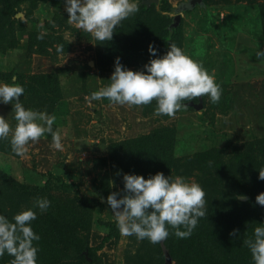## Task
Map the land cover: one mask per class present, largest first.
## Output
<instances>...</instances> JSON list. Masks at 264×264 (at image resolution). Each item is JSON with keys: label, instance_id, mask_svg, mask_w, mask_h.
<instances>
[{"label": "rangeland", "instance_id": "obj_1", "mask_svg": "<svg viewBox=\"0 0 264 264\" xmlns=\"http://www.w3.org/2000/svg\"><path fill=\"white\" fill-rule=\"evenodd\" d=\"M146 1L16 0L0 19L3 263L166 264L160 233L125 206L129 183L166 227L170 264L189 263L187 239L213 246L214 229L189 234L208 224L192 205L228 192L264 206V0H204L168 40L186 0ZM199 94L203 108L183 105ZM111 150L135 167L119 173ZM55 219L78 246L53 242Z\"/></svg>", "mask_w": 264, "mask_h": 264}, {"label": "trees", "instance_id": "obj_2", "mask_svg": "<svg viewBox=\"0 0 264 264\" xmlns=\"http://www.w3.org/2000/svg\"><path fill=\"white\" fill-rule=\"evenodd\" d=\"M16 3H17L16 0H0V19H8L11 16V14L14 13L13 6ZM178 25L174 27L163 26L162 30L166 32L163 35L164 39L166 37L168 40L169 35L173 34L175 28L178 27ZM187 107L195 109L193 106H187ZM136 142L138 141L136 140ZM262 145L264 146V144ZM137 146H139V142ZM137 146H134V148H136ZM111 154H112L111 158L112 160H114L113 162H114L115 168L118 171L120 170L119 173H128V171H130L131 168L135 167V163L137 162L136 156H134L133 158L134 161H132V165L129 166L128 161H125V160L120 161V157L118 158L117 151L111 150ZM166 183L167 182L163 184H166ZM130 185L131 183H129V186ZM129 186H127L128 189L125 190L123 193V195L126 197L125 206L133 209L136 212V214L140 216L141 219L147 221L148 223H150L151 225L155 227V230H157L160 233V239L163 240L161 241V249H163V246H164L165 248H168L169 250L168 252L170 253V249H169L170 235L168 231L166 230V227L161 226V224L159 223L161 222L160 218L155 217L156 212H153L150 205L146 204L148 205V207H145L143 205L139 206L141 204L140 202H144V201H141V199L138 201L135 200L136 196L138 195V192L140 193L141 189L134 190L132 188L130 189ZM16 189H18V191L28 192L30 190V187L27 185L13 183L11 185V191L14 192V190ZM30 192L35 193L37 196H39L40 194L46 193L43 188L41 189L35 188V190H32ZM224 195H227V197L226 198L222 197V199H220L221 200L220 206L219 205L214 206L212 207V209L208 207H200V206L194 207V205H192L194 208L193 212L195 213V215L191 218V221L199 220L201 217L203 218L205 215L202 213H205L206 217H208L207 218L208 224L205 227H199L198 230H196V228L194 227V231L190 232L189 234L193 235L194 233L195 235L200 236L201 232L205 228H212L215 231L212 234H210L211 235L209 236L210 238L208 236L206 237V238L211 239V242H212L211 244L213 245L212 247H209V249L208 247L200 248V249H197V247H193L194 243L198 241L199 237L195 236L194 241L192 243L190 242V239H187L185 241V243L189 242L188 247L191 250L190 256L188 257V262H189L188 264H202V263L203 264H230L231 262H234L233 264H239V262H241L243 254L248 255V252H251V253L253 252V253H258V254L264 253V231L258 232L260 226L264 227V225H262L264 221L262 220H261L262 222L257 221L259 220L257 212L261 213V215L263 216L264 206L258 209L260 206H262V204L259 201L257 203L259 207L258 206H256L257 208L254 207L255 210H253L252 212L247 211V210H244L243 204L250 203L252 201L249 200V201L243 202L239 200L235 195L233 198L232 195L228 192L225 193ZM40 197H44L46 200H49L50 198L49 195H47V197L40 195ZM257 199L258 198L253 193L251 200L257 201ZM57 211L59 212V208ZM45 218H46L45 221L47 222V217L45 216ZM55 221H56V224L55 222H53L54 224L50 225L53 227L51 229L53 233L51 234L57 235L56 240L54 239L55 241L53 242H55L56 244H59V243L65 244L64 243L65 241L69 244L74 243V245L78 246V244L74 242V239H73L74 236L73 237L67 236L68 234L66 232L68 230L65 228L68 226L69 223L64 225V222H59L58 219H55ZM39 224H40V229L37 231H39L40 233L46 234V232L49 231V229L47 231V226H45V224L42 221L41 223L39 222ZM140 224L141 223L139 222L134 225H140ZM195 226H197V224ZM55 227H57V232L55 230L56 229ZM63 227H65L64 228L65 230L63 229ZM63 234H66L65 238L63 237ZM48 235L50 238L52 237L50 234H46L45 236L43 235V238L40 237V240H38L39 244H42V243L49 244L50 238H48ZM52 239H51V242H52ZM198 243H201V241ZM246 258L247 256L245 257V259ZM0 264H5L3 263L2 259H0Z\"/></svg>", "mask_w": 264, "mask_h": 264}, {"label": "water", "instance_id": "obj_3", "mask_svg": "<svg viewBox=\"0 0 264 264\" xmlns=\"http://www.w3.org/2000/svg\"><path fill=\"white\" fill-rule=\"evenodd\" d=\"M150 1L157 2L158 0H147L146 4L149 3ZM202 4H203V0H186L180 3L179 6L175 8L176 13L173 16V21L170 24V27H174L179 24L181 20V11L190 10V9H193L196 5H202ZM16 16L20 17L22 16V13L18 12L16 13ZM184 105L193 106L195 109H201L203 107V101H202L201 94L198 95V102L195 103L193 101H188V102H185ZM163 252L165 256V263L170 264V261H171L170 254L164 246H163Z\"/></svg>", "mask_w": 264, "mask_h": 264}]
</instances>
